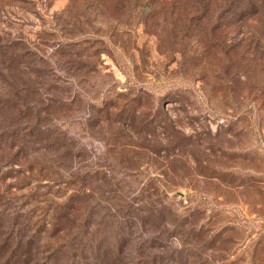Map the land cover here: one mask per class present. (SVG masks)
<instances>
[{
	"label": "rangeland",
	"instance_id": "obj_1",
	"mask_svg": "<svg viewBox=\"0 0 264 264\" xmlns=\"http://www.w3.org/2000/svg\"><path fill=\"white\" fill-rule=\"evenodd\" d=\"M248 1L0 0V75L32 81L16 103L0 83V230L4 205L70 200L96 237L109 209L149 215L99 264H264V0H232Z\"/></svg>",
	"mask_w": 264,
	"mask_h": 264
},
{
	"label": "trees",
	"instance_id": "obj_2",
	"mask_svg": "<svg viewBox=\"0 0 264 264\" xmlns=\"http://www.w3.org/2000/svg\"><path fill=\"white\" fill-rule=\"evenodd\" d=\"M230 1L232 2V0H229L228 5L232 9H229L230 13L228 15L231 16L245 8L252 10L248 6L254 7L256 5L255 2L248 1L238 10L237 5H234ZM35 81L37 82V80ZM4 82L12 84L16 90L14 94L16 97L13 101L15 103L17 100H20L21 93H25L26 91L31 93L29 87L32 81L29 77L0 75V83ZM46 100L50 101L49 99ZM3 107L4 105L0 104V114L4 113ZM11 132L9 138L11 144L9 147L13 148L16 146V150L14 151L15 158H9L11 159L9 164L13 165L14 161H19L20 158L26 159V156L21 152V139H14L19 137L18 134L14 136L17 130H11ZM23 132L31 135L35 132L39 133L40 129H36L33 125L26 123L24 129H22ZM2 141V134L0 133L1 150ZM2 169L0 168V171ZM11 169L16 173L22 172L21 174H23V171L20 172L19 169H14L13 167ZM23 205L15 206L13 209L18 208V211L12 213L9 211L10 207H13L12 205L9 204L10 207L7 208L5 205L1 207V211L5 215L3 219L6 222V226L4 230H0V264H59L63 260L61 257L66 258V262H63V264H84L88 262L87 258H92L94 260L93 264H99V258L96 255L100 252L107 256H113V260L117 261L119 256L123 255V251L128 248L130 242L136 239V232L140 229L143 233L144 227H140V225L143 222L149 221V215L141 211L124 212L123 210H118L117 212L109 209L107 214L102 217L105 220L104 223H100L104 224V227L111 229L108 234L96 237L90 235L88 227L89 223H93L94 220H88L87 222L84 220V215L81 217L83 207L80 202L73 203L69 200L54 208L49 206V211H47L48 209L43 210V208L38 210L39 205L34 206V204H30V206L27 205L25 208ZM130 213H133L135 216L130 215ZM59 230L64 231L62 242L51 246L46 256H43L42 254L45 250L38 246L41 233L51 232L52 236H55L53 234ZM91 234L93 235V233ZM159 235L161 236V230L154 237H146L149 241V247L156 244L153 239L158 238ZM107 238H109V241ZM140 238H143L142 235H140ZM140 243L137 245H140ZM156 261V259H153L148 263L155 264Z\"/></svg>",
	"mask_w": 264,
	"mask_h": 264
}]
</instances>
